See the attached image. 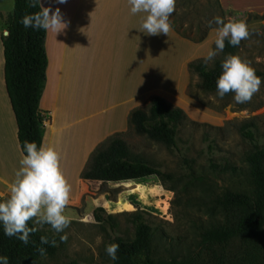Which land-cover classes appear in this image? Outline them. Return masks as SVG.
<instances>
[{
  "label": "rangeland",
  "instance_id": "rangeland-1",
  "mask_svg": "<svg viewBox=\"0 0 264 264\" xmlns=\"http://www.w3.org/2000/svg\"><path fill=\"white\" fill-rule=\"evenodd\" d=\"M238 1L241 7L224 8L219 0H176L170 18L178 28L194 37L207 31L202 40L193 41H206V53L215 47L217 26L209 28L213 17L244 20L249 36L242 40L237 54L253 68L261 70L264 78V0ZM71 2L74 5L75 0L66 3ZM66 3H56L55 9L62 6L61 9L69 13L72 6ZM251 5L258 7L249 9ZM13 6L14 0H0L4 23ZM163 43V46L167 44L166 52L168 48L174 52L168 40ZM219 56L220 53L215 58ZM165 61L161 65L165 66ZM178 62L174 60V75L179 72ZM188 73L183 94L172 101L167 99L186 114L184 122L176 128L177 146L169 147L130 127L121 132L132 154L173 174V179L163 181L158 176H147L101 181L81 177L83 193L66 207L72 218L69 227L63 233H55L47 224L39 228L58 235L56 252L22 264H112L105 253V245L113 243L116 237L134 238L132 214L137 211L151 227L154 258L191 264H264V230L230 236L221 230L222 225L228 224L226 190L255 195L256 186L244 173L234 175L210 167L211 162H228L245 168V155L253 149V142L242 135L241 129L251 128L257 141L264 138V82L249 102L237 104L233 93L221 99L216 91L203 89L197 73L189 70ZM162 88L171 90L174 87L164 81ZM7 196L0 194V199ZM98 207L103 208L100 214L114 217L115 226L96 219ZM230 214L235 215L234 220L238 222L242 212L234 209ZM64 234L67 239L61 241Z\"/></svg>",
  "mask_w": 264,
  "mask_h": 264
},
{
  "label": "crops",
  "instance_id": "crops-1",
  "mask_svg": "<svg viewBox=\"0 0 264 264\" xmlns=\"http://www.w3.org/2000/svg\"><path fill=\"white\" fill-rule=\"evenodd\" d=\"M219 1L224 8L242 5L238 0ZM42 3L55 10L56 0ZM69 5V13L59 8L67 26L57 34L45 31L46 80L39 109L45 118L42 144L60 154V166L70 185L68 203H73L83 193L81 171L95 147L108 136L126 131L130 112L151 97L160 95L170 101L180 97L188 81V62L205 56L206 41L193 42L172 26L168 35L145 34L139 27L146 13L132 14L128 0H75ZM2 14L0 194H9L24 154L5 85ZM165 39L174 52L170 48L166 52ZM174 60L180 61L175 75ZM164 61L165 66L161 65ZM164 81L174 88H162Z\"/></svg>",
  "mask_w": 264,
  "mask_h": 264
},
{
  "label": "trees",
  "instance_id": "trees-1",
  "mask_svg": "<svg viewBox=\"0 0 264 264\" xmlns=\"http://www.w3.org/2000/svg\"><path fill=\"white\" fill-rule=\"evenodd\" d=\"M37 10L38 8L28 7L26 0H14L13 10L5 21L4 31L7 30V35L4 31L1 32L5 60V85L17 122L19 145L24 155L26 154L23 150L25 141H34L38 146L42 144L41 130L45 119L39 109V101L46 80L45 31L26 29L20 23L23 15ZM169 19L171 26L181 36L191 41H200L206 36L207 31L198 38L194 37L178 28L174 20ZM215 26L212 24L209 28ZM241 43L242 40L238 46H231L226 40L223 52L211 62V65L210 62L205 64L203 57L188 62V70L199 75L204 90L216 91V80L221 74V62L228 54L238 55ZM255 70L256 75L263 76L261 70ZM185 119L186 114L181 107L172 104L163 96L155 95L151 97L146 106L136 107L130 112L129 127L138 134L172 147L177 146L176 128ZM241 133L253 142V149L245 155V168L231 165L228 162L210 163L214 171L234 175L244 173L256 186L255 195L246 191L226 190L224 202L228 224L222 225L221 230L229 236L233 233L243 234L254 230H264V147L259 145L251 128H242ZM147 176H158L163 181L173 179V174L132 154L121 133H114L98 144L81 171L82 178L101 181L139 179ZM234 209L242 212L238 216V222L234 220L235 215L230 214V211ZM99 211H103V208L98 207L95 211L97 220L115 226L114 217L111 214L102 215ZM132 222L134 238L127 240L116 237L113 241L119 244V249L118 259L112 264H191L176 259L154 258L153 234L150 225L139 211L132 214ZM29 226H31V221H29ZM41 236H47L50 242L55 240V246L51 243L42 244ZM58 241L59 237L54 232L38 229L30 233L28 243L24 244L15 237L5 236L3 229L0 228V254L9 257V264H22L43 255H53L57 250ZM40 248L46 249L44 254L38 251Z\"/></svg>",
  "mask_w": 264,
  "mask_h": 264
},
{
  "label": "clouds",
  "instance_id": "clouds-1",
  "mask_svg": "<svg viewBox=\"0 0 264 264\" xmlns=\"http://www.w3.org/2000/svg\"><path fill=\"white\" fill-rule=\"evenodd\" d=\"M67 0H56L64 4ZM132 14L146 13L139 30L147 35H168L171 29L170 16L175 10L176 0H128ZM30 8L37 11L26 13L20 23L24 28L34 30L62 31L67 22L61 10L52 9L51 5L43 6L42 0H26ZM215 24V47L207 51L203 62L208 64L223 52L225 41L231 46H238L241 40L249 36L248 25L244 20H226L220 16L213 17L209 25ZM5 35L7 32L5 31ZM221 74L216 80V96L223 98L229 92L237 104L249 102L260 90L264 78L256 75L250 62L239 55L228 54L221 62ZM198 78V74L197 77ZM264 145V138L258 141ZM23 150L26 153L20 160L21 167L9 187L7 198L0 199V228L7 237H15L27 244L30 233L36 232L47 224L55 233H63L69 227L72 218L66 212L69 201L70 185L60 166V154L54 147L40 146L36 142L25 141ZM31 221V226H29ZM67 239L61 235L60 240ZM42 244L51 243L47 236L40 237ZM118 243L105 245V253L112 260L118 259ZM44 254L46 249L38 250ZM0 264H9V257L0 254Z\"/></svg>",
  "mask_w": 264,
  "mask_h": 264
},
{
  "label": "water",
  "instance_id": "water-1",
  "mask_svg": "<svg viewBox=\"0 0 264 264\" xmlns=\"http://www.w3.org/2000/svg\"><path fill=\"white\" fill-rule=\"evenodd\" d=\"M6 32H7V30H5ZM5 31H4V33H5Z\"/></svg>",
  "mask_w": 264,
  "mask_h": 264
}]
</instances>
